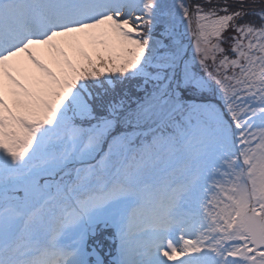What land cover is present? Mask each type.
Listing matches in <instances>:
<instances>
[{
	"label": "snow or ice",
	"instance_id": "obj_1",
	"mask_svg": "<svg viewBox=\"0 0 264 264\" xmlns=\"http://www.w3.org/2000/svg\"><path fill=\"white\" fill-rule=\"evenodd\" d=\"M0 264H264V0H0Z\"/></svg>",
	"mask_w": 264,
	"mask_h": 264
},
{
	"label": "water",
	"instance_id": "obj_2",
	"mask_svg": "<svg viewBox=\"0 0 264 264\" xmlns=\"http://www.w3.org/2000/svg\"><path fill=\"white\" fill-rule=\"evenodd\" d=\"M105 251H108V248L107 247L105 248Z\"/></svg>",
	"mask_w": 264,
	"mask_h": 264
}]
</instances>
